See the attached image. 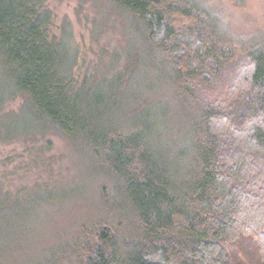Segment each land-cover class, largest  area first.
<instances>
[{
	"label": "trees",
	"instance_id": "16d2710c",
	"mask_svg": "<svg viewBox=\"0 0 264 264\" xmlns=\"http://www.w3.org/2000/svg\"><path fill=\"white\" fill-rule=\"evenodd\" d=\"M46 1L0 0V144L66 140L103 181L96 211L114 219L43 248L46 212L80 191L13 197L0 185V264H264V40L221 106L197 90L226 82L236 50L201 0H105L124 55L77 83L72 30L65 20L50 35Z\"/></svg>",
	"mask_w": 264,
	"mask_h": 264
},
{
	"label": "rangeland",
	"instance_id": "374dc122",
	"mask_svg": "<svg viewBox=\"0 0 264 264\" xmlns=\"http://www.w3.org/2000/svg\"><path fill=\"white\" fill-rule=\"evenodd\" d=\"M201 1L211 10L213 16L219 18L222 29L220 34L225 33V36L222 35L223 39L219 38L220 44L234 47L236 55L230 68L225 71L226 82H219L220 84L212 89H209L212 86L202 87L197 91L202 99L226 106L232 103V99L244 85L242 78L245 75L239 66L242 63L239 61L242 54L253 45V48H257L264 40V0ZM108 6L105 0L45 2V8L52 13L50 35L59 38L65 20L72 30L73 45L78 50L77 64L73 72L77 83H80L86 74L96 78L100 77V74L106 75V68L111 65L114 54L124 55V24L119 15L108 12ZM123 60L124 57L118 66L121 70L124 66ZM156 97L157 95L153 94L151 99ZM22 102V98H17L5 105L1 112H16ZM101 183L102 180H92L88 176L86 161L83 158L81 161L69 143L60 137L46 136L31 142L0 144V185L13 197H23L31 191H39L41 194L52 191L57 195L65 191H80L77 195H70L62 202L56 203V206L49 209L50 213L46 212V222L37 226L34 232L37 238L47 239L43 248L68 242L79 232V226L85 220H108L113 223L111 220L114 218L109 217L108 213L96 211V188ZM61 236L63 238H60Z\"/></svg>",
	"mask_w": 264,
	"mask_h": 264
}]
</instances>
